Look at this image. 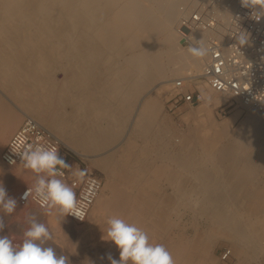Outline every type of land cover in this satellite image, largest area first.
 Returning a JSON list of instances; mask_svg holds the SVG:
<instances>
[{
	"label": "bare ground",
	"instance_id": "1",
	"mask_svg": "<svg viewBox=\"0 0 264 264\" xmlns=\"http://www.w3.org/2000/svg\"><path fill=\"white\" fill-rule=\"evenodd\" d=\"M181 1L200 0H0L1 86L13 92L26 115L50 126L82 158L96 160L106 176L77 235L70 229L60 231L64 217L55 210L49 215L45 208L35 207L59 229L57 239L66 247L71 264L78 240L105 231L106 220L113 215L135 223L152 242L165 245L175 264H210V248L221 238L232 244L238 264H264V187L256 183L258 171L264 168V111L243 105L249 111L239 127L234 126L237 113L218 122L213 109L230 94L207 85L206 102L194 114L204 126L214 128L212 135L200 138L199 128L193 133V127L175 139L182 144L180 152H170L176 167L165 165L152 176L147 171L148 145L175 138L159 117L163 105L158 93L173 84L172 74L198 73L206 59L192 57L180 43L176 25ZM237 1L241 0H224V21ZM53 63L65 72L61 83L52 78ZM146 91L157 95L141 99ZM65 100L86 119L85 128H72L59 117L58 106ZM23 113L0 100V151ZM121 136L118 158L99 159L90 153L111 146ZM224 137L226 142L219 143ZM137 139L147 145L138 147ZM156 151L164 155L162 149ZM20 166H8L0 157V181L17 200L13 215L24 218L30 204L18 202V194L24 183L35 181V174ZM162 176L173 186L180 181L204 188V197L190 204L206 221L194 237H187L185 231L170 235L177 222L170 218L171 196L158 188L155 192ZM94 245L119 255L111 241L96 239Z\"/></svg>",
	"mask_w": 264,
	"mask_h": 264
},
{
	"label": "built area",
	"instance_id": "2",
	"mask_svg": "<svg viewBox=\"0 0 264 264\" xmlns=\"http://www.w3.org/2000/svg\"><path fill=\"white\" fill-rule=\"evenodd\" d=\"M224 6V0L188 1L180 5L176 30L181 45L188 48L199 40L209 52L200 72L189 73L173 81L168 99L170 109L174 110L183 103L199 104L204 99L200 88V83L204 82L217 92L230 94L231 99L242 105L264 111V16L259 21L253 19V9L243 7L239 1L228 20L224 21ZM198 30L209 33L200 36L196 33ZM245 40L247 42L244 44ZM28 144L44 147L55 145L60 153L63 142L53 130L27 115L4 147L1 153L3 162L8 166L20 164L18 154ZM10 159L16 163L10 164ZM79 167L82 169V166ZM85 168L83 170L87 174L82 181L72 175L73 166L64 170L65 182L75 183L76 212L80 219L72 215L68 217L77 223H83L88 217L104 185L100 174L88 169V166ZM32 185L23 187L19 202L22 205L35 203L39 208H45L35 194L29 196L28 200L21 199Z\"/></svg>",
	"mask_w": 264,
	"mask_h": 264
},
{
	"label": "rangeland",
	"instance_id": "3",
	"mask_svg": "<svg viewBox=\"0 0 264 264\" xmlns=\"http://www.w3.org/2000/svg\"><path fill=\"white\" fill-rule=\"evenodd\" d=\"M181 4H183V1L179 2V5H181ZM178 16H179V13H178ZM178 16H177V18H178ZM176 22H177V19H176ZM176 22L174 25H176ZM178 58H179V56H178ZM178 58H177V61H179ZM53 64H54L53 65L54 69L52 70V73H51L52 78L54 81H56V82L58 81V83L59 82L61 83L66 77L65 72L63 71V69H60L61 67H59V64H56V63H53ZM171 66L174 68L175 65L174 66L171 65ZM196 72H198V71H196ZM172 73H173V70H172ZM178 77H181V75H177V76L175 75L174 76L172 74L171 79L172 78L173 79L178 78ZM170 82H172V81H170ZM1 83H2V80H1ZM3 84L4 83L0 84V100L4 101L8 105L10 110L22 111V112L25 111V113L22 114V119H21L19 125L10 134L8 140L4 144L0 153H2L4 147L6 146L7 142L11 138V136L14 134V132L22 124L24 118L27 116L26 112L28 113V111L23 106H21L19 104V101L16 100L17 98H15L16 96L13 94V92L11 90H9L8 88L6 89L5 86H1ZM202 87H203V89H202ZM171 88H172V85L170 84L169 88L167 90H165L166 92L158 93V94H161L160 100H162V105H163L160 108L159 117L170 128L169 134H171V137H175V138H172L171 141L169 138L166 141L159 140L158 143H154V144L150 143L151 145L150 144L148 145V146H151V147H149L151 149H150V152L146 158V163L148 164L147 171L149 173V176H152L153 171H155L157 168L164 169L165 165L168 166V169H170V166H171V168L176 167V164L170 160V152L176 153V152H180V150L182 149V144H178V142L175 141V139L177 137H182L183 133L190 132V130H192L193 127H195V130L193 133H196L198 128H199V130L196 134L200 138L205 137V135H212V133L214 132V128L212 126H207L208 127L207 128L206 126H204L202 124V121L197 119V117L194 114V112L197 110L198 106L203 104L204 102H206L207 98L204 94V91L210 89L207 86V84L204 82L200 83V88L203 91L202 93H203L204 99L199 104L190 105L188 103H183L178 108H176L174 110L170 109L168 106V104H169L168 99L171 96ZM144 93L142 94L141 99L149 97L150 95L151 96L157 95L156 92L146 91ZM59 104H60V102H59ZM58 107H60V112L58 111L59 117L61 116L63 118L64 122H66V121L70 122L71 126L73 125L72 128L81 129V128H85L87 126L85 123L86 119L83 120L84 117H82L80 114L77 115V113H79L78 112L79 110H77L76 106L71 101L65 100V102H63V104L61 102L60 106H58ZM61 107H62V109H61ZM248 111L249 110L247 108H245V106H243L241 103L237 102L236 100L231 99V97L230 98L228 97V99H226V101H224V102H222V103H220L214 107L213 112H212V114H213L212 116L216 121L222 122V121H226L227 119H229L234 113H237V119H236L235 125H234L235 128H237V127H239V125L242 124V122H243L242 120H244L247 117ZM30 116H33V115H30ZM82 120L85 122H83ZM196 121H200V122H196ZM81 122H82V124H81ZM42 124H44V123L42 122ZM44 125L50 129H52L50 126H48L46 124H44ZM202 131H203V133L201 134ZM206 131L207 132L210 131V133L209 132L207 133ZM122 139L123 138L121 136L111 146L106 147L101 151L90 152V153L94 154L96 156L95 158H99V159L101 158V156H105V155L106 156L110 155V156H114V157L118 158L119 155H121V151H122V145H123ZM210 140L209 141L213 144L211 138H210ZM219 140H220L219 143L226 142L225 137L220 138ZM135 143H137L136 145L138 147H143L144 144L147 145L143 139H137ZM112 147H114V149H112ZM157 147L159 149H162V152L164 153V155H162L160 152L156 151ZM60 155L67 161L68 164L72 165L75 170L80 168L79 165L82 166V169H86L85 167L88 166V169L94 170L95 172H97L98 174H100L102 176L103 180H105L106 176H105L103 169H101L96 163L93 162V161L97 162L96 160L91 161V160L82 158L80 156V154L70 150L65 144H62ZM0 157H1V154H0ZM20 168L27 170L22 165L20 166ZM258 178H259V180L256 182L257 186L259 185L261 187V185H262V187H264V168H262V169H260V171H258ZM33 183L34 182L24 183L22 185L21 190L23 189V187L25 185L33 184ZM155 185H157V186H155V192L156 193L158 192V190H156L158 188L161 193H168V195L171 196L170 200H168V203L170 204V218L172 220L174 219L177 222H174V223H176V226H174V228H172L170 230V235H172V234L174 236L176 234L180 235V234H182V232L185 231L187 237L192 238V235L194 237L197 232L202 231V229L205 227L204 225L206 224V221L204 220L205 217L203 215H201L200 213H198L196 211V209H194V207H192L190 204L199 202L200 198L204 197V193H205L204 188L202 189L200 187L191 186V183L185 184L184 182H180V181H178L173 186V185H171L170 180L166 176L160 177L158 179V181L155 183ZM21 190H20V192H21ZM19 194H18V202H19ZM35 207H38V206L35 203H31L28 208L27 207H25V208L28 209L27 215L28 214H34L36 216L37 220L39 222L45 223L48 226L49 231L52 233L53 238L51 240L47 241L45 246L53 247L57 251L58 255H66V247L62 244V242L60 240L57 239V237L60 235L59 234L60 231L70 229V231L73 235H77L84 224L77 223V222L76 223L75 222H69V220H67L66 218H62L61 225H63V227L59 231V229L56 226H53L52 223L49 222L48 219L44 216L43 210H40V212L38 211L39 213H37L35 211V209H36ZM0 215H4V214L2 212H0ZM4 218H5V222L8 225V227H6L4 229V232L0 233V234H9V235L15 237L17 240H19L22 237V233H23L24 229L27 227V224L25 223V220H24L25 217L22 218L19 215L11 214V215L5 216ZM194 229H196V230H194ZM102 237H103V232H102V230L101 231L99 230V232H97L95 236L90 235L88 237L82 238L81 240H78L79 244H76V245H79V246L74 249L73 256H72L73 257L72 264H110V261L107 259V254H109L111 252L106 251V250H97L96 246L94 245V241L96 239H97V241L101 240V239H103ZM157 240H159V239L156 238V241ZM229 245H230V247H229ZM231 247H232V244L230 243V241L228 239L221 238V239H219V241L217 240L216 243L210 248V258H209L210 264H236V263L238 264L239 261L237 260V257L234 255V249H231ZM229 251H230L229 255L226 256V253ZM111 255L114 258L119 259V255H116V254L114 255V253H111ZM258 259H259V257H258ZM261 259H262V256H261Z\"/></svg>",
	"mask_w": 264,
	"mask_h": 264
},
{
	"label": "clouds",
	"instance_id": "4",
	"mask_svg": "<svg viewBox=\"0 0 264 264\" xmlns=\"http://www.w3.org/2000/svg\"><path fill=\"white\" fill-rule=\"evenodd\" d=\"M241 4L253 9V19L259 21L264 16V0H241ZM187 52L194 58H203L208 55L209 49L198 40L187 48ZM18 155L20 164L35 174L33 185L21 199L28 200L29 196L35 194L49 215L55 210L64 218L72 215L80 219L76 212L75 183L69 184L63 179L64 170L71 169L72 165L60 155L59 149L55 145L44 147L28 144ZM9 163L14 165L16 161L10 159ZM86 174L83 169L72 172L78 181H82ZM16 209V198L9 196L0 181V212L4 214L0 215V233L8 227L4 217L13 214ZM24 220L27 227L19 240L9 234H0V264H71L68 256L58 255L53 247L45 246L53 238L45 223L39 222L34 214L26 215ZM103 233L102 238L111 241L119 250V259L107 254L110 264H175L165 245L152 242L144 229L121 216L108 217Z\"/></svg>",
	"mask_w": 264,
	"mask_h": 264
}]
</instances>
